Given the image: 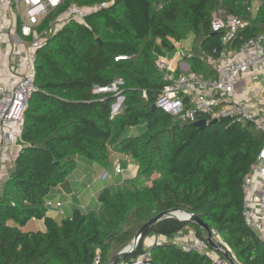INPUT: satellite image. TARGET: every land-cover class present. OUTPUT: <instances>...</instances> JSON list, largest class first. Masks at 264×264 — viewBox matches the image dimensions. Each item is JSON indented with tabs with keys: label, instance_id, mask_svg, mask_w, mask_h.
<instances>
[{
	"label": "trees",
	"instance_id": "16d2710c",
	"mask_svg": "<svg viewBox=\"0 0 264 264\" xmlns=\"http://www.w3.org/2000/svg\"><path fill=\"white\" fill-rule=\"evenodd\" d=\"M104 2L37 49L38 90L28 101L21 148L0 189V264H94L97 253L99 264H108L146 221L175 208L200 215L241 263L264 264V238L242 213L243 178L264 144V133L252 122L227 118L199 128L156 106L164 81L153 54L156 43L171 51L193 34L200 40L187 56L189 70L216 77L213 59L222 35L211 29L213 12L224 8L247 22L233 41L238 48L264 34V0L255 14L253 0L81 1ZM176 72L183 71L178 66ZM117 78L124 80L119 92L94 91ZM119 96L123 109L114 115ZM112 151L137 161L143 184L106 186L98 194V208L47 215L48 195L79 157L108 167ZM32 217L42 218L44 228H25ZM187 225L203 233L191 221L164 218L126 258L139 256L144 240L155 235L167 240H153L151 264H218L209 254L172 241Z\"/></svg>",
	"mask_w": 264,
	"mask_h": 264
},
{
	"label": "built area",
	"instance_id": "2783aa9c",
	"mask_svg": "<svg viewBox=\"0 0 264 264\" xmlns=\"http://www.w3.org/2000/svg\"><path fill=\"white\" fill-rule=\"evenodd\" d=\"M81 1L0 0V167L5 158V146L17 144L18 150L21 148L19 140L25 110L33 92L38 90L35 80L37 49L46 41L48 33L52 35L72 21H84L96 9L107 5L105 2L81 5ZM44 22L46 26L41 29ZM246 25L244 19L228 13L224 8L213 12L211 29L222 35V46L213 59L216 77H207L194 70L177 73L174 55L157 56L155 63L164 85L155 105L182 122L206 119L209 123L227 118L234 122H252L264 133V101L246 100L236 89V81L242 74L252 71L255 66L264 65V34L244 41L238 48L232 47L238 33ZM123 83L122 78H117L110 85L95 86L94 91L119 92ZM115 171H124L120 162L116 164ZM102 176L108 177L110 173L105 171ZM242 191L244 220L264 238V144L244 175ZM45 204L48 207L62 206L61 201L53 200H46ZM61 214H64L62 209ZM212 231L213 238L222 249L227 250L238 264H243L221 234L215 229ZM152 239L167 240L164 236ZM147 240V246L139 256L122 259L117 264H151L150 238ZM172 241L183 249L207 253L218 264H232L221 252L210 247L207 234L200 233L195 226L187 225L175 234ZM130 249L135 250L136 246ZM99 262L100 255L97 253L94 264Z\"/></svg>",
	"mask_w": 264,
	"mask_h": 264
},
{
	"label": "crops",
	"instance_id": "0c3cea01",
	"mask_svg": "<svg viewBox=\"0 0 264 264\" xmlns=\"http://www.w3.org/2000/svg\"><path fill=\"white\" fill-rule=\"evenodd\" d=\"M161 50L163 51L161 55L166 56H171L174 52V50L168 51L162 47ZM186 52H184L183 58L176 63L177 67L179 66L182 71L189 70L190 66L187 59V56L190 55V50ZM263 67L264 65L255 66L252 71L244 73L238 78L236 81V89L242 98L252 102H257L258 99L264 101ZM18 149L17 144L4 147L3 154H5V158L0 167V182L3 181V174L7 177L8 168L10 166L12 167L14 158L16 157L13 155L19 151ZM111 155L113 156V165L110 167H102L98 163L80 157L76 168L67 175L64 181L52 188L51 193L48 195L47 200H53L54 202L61 201L62 206L48 207L46 212L47 215L58 218L61 215V209L64 211L63 215L68 216L75 207H79L83 210L98 208L99 201L97 197L101 190L106 186L116 187L125 183L127 178L137 175L138 164L136 160L130 159L127 155L115 151H112ZM123 156H125L126 161L129 162L128 166L121 163ZM131 160L134 161L136 165H133L130 162ZM118 162H120L124 168V171L121 173L115 171ZM105 171H108L110 176L103 177L102 175ZM153 177H156V174H154ZM41 219L30 220L25 228L34 230L44 228V220L41 221Z\"/></svg>",
	"mask_w": 264,
	"mask_h": 264
},
{
	"label": "water",
	"instance_id": "95a60500",
	"mask_svg": "<svg viewBox=\"0 0 264 264\" xmlns=\"http://www.w3.org/2000/svg\"><path fill=\"white\" fill-rule=\"evenodd\" d=\"M123 100V96H119L117 101L113 104V108L116 106H119ZM217 120L212 121L211 123L216 122ZM194 126H197L199 128H204L208 124L206 119H199L197 121H194L192 123ZM177 212L182 213L183 216H178ZM168 217H175L182 221H191L201 227L204 233L207 234V239L210 247L214 248L215 250L221 252V254L232 264H238L237 261L230 255V253L227 250L222 249L221 245L216 242V240L213 238V231L209 223L204 221L200 215L190 211L189 209H181V208H175V209H169L162 211L155 215L154 217L150 218L148 221H146L141 228L137 231L136 235L134 236L132 242L128 244L126 247H124L122 250H120L118 253L113 255L108 264H116L117 261L125 259L130 254L134 252V250H131L130 248L132 246H138L141 238L145 235V233L150 229V227L157 223L158 221L168 218Z\"/></svg>",
	"mask_w": 264,
	"mask_h": 264
},
{
	"label": "rangeland",
	"instance_id": "374dc122",
	"mask_svg": "<svg viewBox=\"0 0 264 264\" xmlns=\"http://www.w3.org/2000/svg\"><path fill=\"white\" fill-rule=\"evenodd\" d=\"M259 3H260V0H253V4H252V12H253V14H255L256 13V11H257V8H258V5H259ZM81 5H82V3H80ZM49 36H51V33H48V35H47V37H49ZM199 38L198 39H196L195 40V37H194V35L193 34H191V35H189L187 38H185V39H182L179 43H177L178 45L176 46V49L174 50V52H173V55H175V63H177V61L178 60H180V59H182L183 58V54H184V52H188L189 50L191 51V50H193L194 48L192 47V45H194L195 44V41H196V44H198L199 43ZM161 52H163L162 50H161V46H160V44L159 43H156V45H155V47H154V50H153V54H154V56L155 57H157V56H159V55H161ZM186 52V53H187ZM160 53V54H159ZM122 102H123V100H122ZM121 102V104L119 105V106H116V107H114L113 108V106H112V113L115 115V114H117V113H119L122 109H123V103ZM140 128H141V126H140ZM80 158V157H79ZM79 158H78V161H79ZM130 159H133V158H130ZM122 162V164H125V166H128V164H129V162H127L126 161V159H125V156H123V159L121 160ZM133 165H136L135 163H134V161H130ZM111 165H113V161L109 164V167L111 166ZM103 167V166H102ZM8 169H11V166L8 168ZM7 171V170H6ZM8 172H9V170H8ZM8 176V175H7ZM2 180L3 181H1L0 182V189H1V187H2V184H3V182L5 181V179L7 178L6 177V175L5 174H3V176H2ZM144 177H142V176H140V175H136L135 177H129V178H127V181H125V185H128V186H134V185H141V184H143L144 183ZM150 180H151V178H150ZM148 182V181H147ZM149 183V182H148ZM56 206V205H55ZM54 206V207H55ZM49 207H51V206H49ZM59 217H65V215H60ZM41 221H43V219H41ZM151 237H156L155 235H152ZM147 243H148V240L147 239H145L144 240V247H146L147 246ZM150 243L152 244L153 243V239L152 238H150Z\"/></svg>",
	"mask_w": 264,
	"mask_h": 264
},
{
	"label": "bare ground",
	"instance_id": "6f19581e",
	"mask_svg": "<svg viewBox=\"0 0 264 264\" xmlns=\"http://www.w3.org/2000/svg\"><path fill=\"white\" fill-rule=\"evenodd\" d=\"M177 214H178V216H183V214H182V213H179V212H177Z\"/></svg>",
	"mask_w": 264,
	"mask_h": 264
},
{
	"label": "clouds",
	"instance_id": "9594fccd",
	"mask_svg": "<svg viewBox=\"0 0 264 264\" xmlns=\"http://www.w3.org/2000/svg\"><path fill=\"white\" fill-rule=\"evenodd\" d=\"M204 233V232H203ZM205 234V233H204Z\"/></svg>",
	"mask_w": 264,
	"mask_h": 264
}]
</instances>
